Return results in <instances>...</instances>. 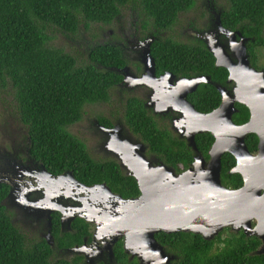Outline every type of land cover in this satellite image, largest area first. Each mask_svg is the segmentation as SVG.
I'll use <instances>...</instances> for the list:
<instances>
[{
  "label": "trees",
  "instance_id": "trees-1",
  "mask_svg": "<svg viewBox=\"0 0 264 264\" xmlns=\"http://www.w3.org/2000/svg\"><path fill=\"white\" fill-rule=\"evenodd\" d=\"M226 3L221 15L223 26L230 30L241 27L264 44L260 37L264 29V0ZM195 6L196 0H0V95L6 100L13 97L20 121L29 128L32 153L50 173L68 170L84 184L106 182L124 198L139 195L134 178L123 175L114 161L93 159L84 142L69 131L82 120L86 106L115 103L112 91L123 77L112 69L125 66L121 51L114 46L88 43L87 59L81 62L78 54L54 46L53 34L61 33L77 41L82 28L115 26L122 14L129 13L139 19L144 31L156 29L169 34L151 46L160 69L177 74L208 73L223 81L228 72L216 68L208 50L199 44L182 43L174 36L181 17ZM190 98L203 113L215 110L221 102L213 86H200ZM122 114L129 127L150 145L151 152L167 164L181 172L193 162V153L186 143L149 116L139 99L129 98ZM98 119L111 126L109 119ZM248 119L249 111L242 106L234 120L240 124ZM196 141L208 158L214 142L212 135H199ZM234 165L232 155L223 156L222 179L226 186L239 188L243 184L241 176L228 173ZM6 195L7 189L0 186V264H72L56 261L47 242L30 239L13 224L11 214L2 205ZM58 226L59 221L55 220V237L60 247L81 244L83 237L91 236L90 225L82 219L74 221L75 233L59 236ZM156 238L177 257L171 264H264V256H251L258 242L246 238L243 232H223L213 241L192 233H159ZM115 250L119 259L125 258L121 242Z\"/></svg>",
  "mask_w": 264,
  "mask_h": 264
},
{
  "label": "water",
  "instance_id": "water-1",
  "mask_svg": "<svg viewBox=\"0 0 264 264\" xmlns=\"http://www.w3.org/2000/svg\"><path fill=\"white\" fill-rule=\"evenodd\" d=\"M221 36L229 40L234 50L230 40L235 41L236 33L223 26L219 13L215 14L211 28L199 33V38L206 43L218 42V46L211 47L209 44L208 49L215 56L216 66L227 69L228 81L235 82L237 87L232 94L217 86L222 94V104L209 114L198 112L186 99L188 93L195 91L201 83L210 82L208 78L183 80L178 87L180 93L171 94L172 98H168L169 92L160 88L166 85L158 82L155 76V61L151 54L153 37L141 42L145 58L139 59V62L148 71V76L143 79L135 75L128 79L127 76L123 82L129 88L147 85L154 88L156 94L164 96H156V100L166 101L165 105H159V112L167 111L165 108H171L174 103L180 105L175 110L183 117L175 124L182 129L180 133L186 135L189 146L196 152L189 170L176 174L173 168L165 164L153 165L145 157L142 145L118 140L110 150L137 179L141 191L139 197L124 199L111 192L105 184L87 187L77 181L72 172L59 176V179L65 178L81 187L84 192L97 188L104 190L86 202L75 217L65 214L62 220L70 227L77 216L94 224V240L105 239L103 245L108 246L112 257L114 245L123 239L125 253L131 258L136 257L140 264H171L177 257L167 252L157 240V234L192 233L206 241H213L226 228L235 233L243 231L247 236L259 237L263 247L252 255L264 254V151L262 153L261 150L260 156L253 157L245 143L248 134L258 133L264 150V83L250 67L248 57H243L240 66L233 63L226 48L219 45ZM135 40L141 41L138 37ZM216 47L221 48L218 50ZM112 70L124 76L129 68ZM167 76L172 77L170 73ZM187 88L189 90L185 91ZM236 102L245 104L251 111L250 120L243 125H236L233 121V115L237 112ZM199 133H210L215 138L208 162L197 151L195 136ZM228 152L237 159V165L230 173L240 174L244 180L242 188L237 190L222 185V156ZM44 171L53 179L50 172ZM15 198L16 195L11 193L6 200L14 201ZM2 205H6L5 201ZM254 220L258 222L256 227H253ZM49 244L53 245L51 241ZM83 248H73L71 251L79 252Z\"/></svg>",
  "mask_w": 264,
  "mask_h": 264
},
{
  "label": "flooded vegetation",
  "instance_id": "flooded-vegetation-1",
  "mask_svg": "<svg viewBox=\"0 0 264 264\" xmlns=\"http://www.w3.org/2000/svg\"><path fill=\"white\" fill-rule=\"evenodd\" d=\"M221 1L223 5H220L219 0H196V6L194 10H196V14H198V16L196 18H192L193 20H191V22L186 25L188 30L186 32L184 31L183 34L180 36V38L184 40H180V42L185 44H194L195 38L197 41L195 44L202 45L213 55V53L208 49L209 44L211 47L218 46V42L206 43L204 40L199 38V29H196V27L198 26L197 22L200 24V22L205 21L208 24L207 27L209 29L211 28L212 20L215 14L220 13L222 15L226 7V0ZM138 22L140 21L138 20ZM135 26L136 24H132L131 28L128 29V31L123 26H119V28L116 30H110L109 34L106 35V39L98 42V44L100 45H109L118 48L121 51L122 57L125 61V66L121 69H124L127 66L129 68V71L125 72L124 76L122 75L123 80L117 87L121 90L116 91V88L112 91V99L114 101L116 99V102L119 103L121 109L116 108L113 110V104L112 108L109 109L110 111L107 112L105 116L103 114L92 115L93 107L97 106L96 108H101L102 110H104L105 107L108 108L110 104L108 103L88 105L84 108L82 120L69 128V131L74 136H76L80 141L84 142L90 156L93 159L102 162L114 161L119 166L123 175H125L126 177L134 178L138 185L139 195L132 198H124L122 195L113 192L106 182L87 185L82 183L75 177L76 180L79 181L81 184L86 185L87 187H95L97 185L105 184L111 190V192L116 195L122 196L124 199H135L141 195V191L137 179L130 174V171L123 166L122 161L117 156H115L112 150H110V147L112 148L115 141L126 140L142 145L145 148L144 155L149 162H151L153 165L165 164L173 168L176 174H181L189 170L192 167V164L194 163L196 155V152L193 150V148L189 146V142L187 141L186 135L184 133H180V130L182 129L175 124L177 120L183 117V114L175 110L178 109L180 105L174 103L171 105V108H165L167 109V111L159 112V105H165L166 101L165 99L156 100V96H160L162 98L165 97L161 96L160 94H156L154 88L148 87L147 85L129 88L123 84L124 79L127 76L128 79H130L133 75H135V77L139 79H143L148 76V71H146L144 65L139 62V59L145 58V49L143 48V44L141 42L145 41L146 39H151L152 37L154 38L153 43L161 42L168 36L167 33H161L156 29L144 31L141 26V23L139 27ZM209 29H207V31ZM232 32L236 33V38L234 39L235 41L230 40L234 45V50H232L229 40L226 39L224 36H221L219 38V45L226 48V51L230 55L233 63L237 66L242 65L243 57H248L250 67L259 74L260 80L264 83V44L262 42L258 43L257 35H248L244 33V30L241 27L232 30ZM135 37H138L141 41L138 42V40H135ZM260 37L262 40H264V29L262 30ZM79 44L80 43L78 42V45ZM216 48L220 50L221 47ZM217 49L216 51H218ZM213 57L215 59L214 55ZM154 61L156 79L158 80V82L161 81L166 85L165 88L162 86H160V88L165 92H169L168 98H172L173 95L171 94L175 93L177 95L178 93H180L178 87L180 83L183 82V80H192L199 77H206L209 79L210 82L201 83L195 91L188 93L186 99L194 107L195 105L193 104L190 97L195 92H197V90L202 85L213 86L220 94L221 102L216 109L221 106L223 99L222 94L217 88V86H220L230 91L232 94H234V90L237 87V84L235 82L228 81L229 71L225 68L223 69L227 70L228 72L226 79L223 81H218L215 80L213 76L208 73L177 74L169 70L160 69L157 65L155 58ZM216 68L221 67L216 66ZM99 69L102 68L99 67ZM168 73H170L172 77L167 76ZM187 90H189V88H187L185 91ZM0 96L2 98L0 99V101L6 104V106H3V104L1 103V106L5 110L10 111V113H8L6 117H11L6 122L3 120V122L5 123L3 125H0V186H3L7 189V195L3 200L5 201L7 207L6 205L4 207L11 214L13 224L20 227L30 239H36L39 241L47 242V244L51 247L53 251V258L56 261H68L72 264H129L131 262L136 261L138 264H140L139 260L136 257L131 258L130 255L125 253L123 239L119 240L114 245V256L112 257L109 252L108 246L103 245V243L106 241L105 239L94 240V233L96 229L94 224L88 223L86 220L78 216L72 221L71 227L65 221L63 223L62 219L65 214L66 216L73 215L75 217L77 211L80 210L86 202H88L92 197L94 198L96 195L102 194L104 190L102 188H97L94 189V191L86 190V192H84L81 187H78L72 182L67 181V179H59V176L67 175L69 172H72L68 170L61 174L51 173L54 176L53 179H57L53 181V179L50 178L44 171L45 169L47 170L46 166L43 164V162L36 159V157L32 153V139L29 133V128L20 121L17 115L18 109L15 108L16 103L12 102L13 97H8L6 100L3 94H1ZM133 97H136L142 102L144 109L149 116H152L160 126L166 128L169 132H171L174 137L178 138V140L185 142L187 148L192 151L193 162L189 165L186 170L180 172L174 166L167 164L166 161L163 160L160 156L155 153H152L150 150V145L143 140L140 134L135 133L126 123L122 114L123 104H126L128 99ZM242 106L247 108V110L249 111V119L244 123L237 124L234 120V116L242 111ZM235 108L237 112L233 115L234 123L236 125H243L247 123L251 118L250 109L241 102H236ZM195 109L202 114H209L214 111L213 110L209 113H203L199 111L196 107ZM113 111L118 115H113ZM13 112L15 113V115ZM120 113L122 114L121 117ZM98 116H102L109 119L111 126H106L101 123L98 119ZM74 131L76 133H74ZM202 134L208 133L197 134L195 136V142L197 146V151L199 152L198 154H201L203 158L208 162L210 160L209 151L211 150V148L208 151V158H206L203 152L199 150L196 141L197 136ZM82 137L90 139L89 147L87 143L83 139H81ZM245 143L253 157L260 156L261 150L262 153L264 151L262 148L263 143L261 142L258 133L248 134L245 138ZM226 154L232 155L235 159V165L229 170L228 173L230 175H240L230 173L232 169L237 165V159L232 153L228 152L224 155ZM241 178L243 181V186L244 180L242 176ZM221 180L222 185L228 189L237 190L242 188V186H240L239 188H232L226 186L223 183L222 171ZM11 193L16 195V198L14 201H7L6 198ZM262 193L264 194V190H262ZM73 211H75L76 213L74 214ZM76 219H82L90 225L91 236L83 237V242L81 244H75L70 247H60L57 244V240L55 237V220L59 221L58 233L60 236L66 233H75L73 229V223ZM257 224L258 222L254 220L253 227H256ZM223 232H225L226 234H239L243 231L235 233L232 232L229 228H226L221 233ZM245 236L246 238H254L256 242H258V246L251 253V256H264V254L252 255L253 253H256L257 251L261 250V248L263 247L262 240L257 236H247L246 234ZM49 241L53 243L52 246L49 244ZM119 242L122 243L125 258L121 257L119 259L118 255L116 254L115 249ZM82 247H85L83 248V251H71V249L73 248Z\"/></svg>",
  "mask_w": 264,
  "mask_h": 264
},
{
  "label": "rangeland",
  "instance_id": "rangeland-1",
  "mask_svg": "<svg viewBox=\"0 0 264 264\" xmlns=\"http://www.w3.org/2000/svg\"><path fill=\"white\" fill-rule=\"evenodd\" d=\"M220 1V5H223L222 1ZM224 1V0H223ZM198 16V14H196V10H192L191 12L185 14L184 16L181 17L180 19V23L179 26H177L175 28L174 31V36L176 37L177 40H181L184 41L180 38V36L183 34V32L187 31L188 28L186 27V25L191 22V20H193L192 18H196ZM138 18H133L129 13L126 14H122L120 18H118L115 26H98V25H91L89 30H85L84 28H82L80 30V34H78V38L80 39H76L77 41H73L72 38H70L67 35L61 34V33H54V40L52 42V44L54 46H56L57 48H61L63 49L65 52L70 53V54H78V57H80L79 61H86L87 59V51H88V46L87 44H96L104 39H106V35L109 34L110 30H116L119 28V26H123L125 29H130L132 24H136L135 27H139L140 22H138ZM197 27L196 29H199L198 33H202V32H206L207 29H209L207 26L208 24L205 21L200 22V24L197 22ZM163 33V32H161ZM169 35V34H168ZM164 37V36H163ZM194 42L196 43V39L194 38ZM78 42L80 43L78 45ZM75 43V44H72ZM120 88H117L116 91H120ZM11 98V96H10ZM0 99L1 96H0ZM1 103L3 104V106H6V104L2 101H0V125H3L9 118L11 117H6L8 113H10V111L5 110L2 106ZM97 106L92 108V115H98V114H103L104 116L106 115L107 112H109L112 108V104H110L108 106V108L105 107L104 110H102L101 108H96ZM99 107V106H98ZM121 109L119 106V103L116 102L115 99V103L113 105V110L114 109ZM15 112V111H14ZM13 112V113H14ZM16 113V112H15ZM14 113V115H15ZM121 113H120V117H121ZM3 120L5 122H3ZM74 133H76L74 131ZM83 139L88 147L90 145V139L89 138H81Z\"/></svg>",
  "mask_w": 264,
  "mask_h": 264
}]
</instances>
